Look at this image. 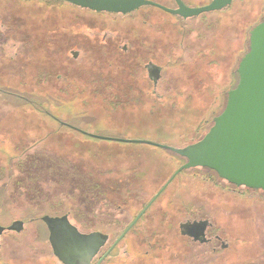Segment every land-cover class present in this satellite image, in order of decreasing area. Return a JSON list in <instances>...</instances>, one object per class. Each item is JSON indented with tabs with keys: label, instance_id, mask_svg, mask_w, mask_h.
Masks as SVG:
<instances>
[{
	"label": "rangeland",
	"instance_id": "obj_1",
	"mask_svg": "<svg viewBox=\"0 0 264 264\" xmlns=\"http://www.w3.org/2000/svg\"><path fill=\"white\" fill-rule=\"evenodd\" d=\"M155 1L174 5L171 0ZM210 1L185 3L198 7ZM74 15L88 24L110 19L105 12L58 0H0V87L12 92L0 93V224L25 221L23 232L6 231L1 237L0 257L10 264H61L54 257L43 222L30 221L44 211L72 206L71 218L77 209L76 220L82 223L88 215L97 221L105 211L108 216L100 219L110 225L120 215V202L146 203L182 162L181 156L150 144L85 137L68 129L56 133L58 124L50 115L73 118L85 131L107 137L176 148L198 141L224 109L228 91L238 83L237 68L248 51L250 32L264 19V0H234L227 9L183 21L180 29L175 15L155 6H144L132 16L108 23L133 38L131 51L120 55L125 87L121 104L120 93L108 89L75 92V79L83 86L92 85L83 78L90 70L82 62L75 67L65 51L54 45L58 37L54 30ZM199 49L208 53L197 54ZM98 57L91 71L103 65L115 69L109 63L116 64V54ZM149 57L165 68L157 95L139 93L136 89L147 82L129 77V71L140 70L139 62ZM58 75L66 78L61 84ZM129 168L142 172L141 185L136 186L140 190L120 188V170ZM208 173L206 169L183 170L154 202L149 215L158 219L160 210H166L173 220L199 209L236 239L231 248L236 253L221 255L220 264H264V194H249L238 187L229 190L216 175L215 183L205 179ZM91 184H104L105 189L100 194ZM100 200L108 206L102 208ZM113 229L116 236L120 234V224ZM127 240L133 245L131 237ZM157 243L171 257L172 246L182 249L183 242L171 232L158 237ZM107 264H120V260L114 254Z\"/></svg>",
	"mask_w": 264,
	"mask_h": 264
},
{
	"label": "flooded vegetation",
	"instance_id": "obj_2",
	"mask_svg": "<svg viewBox=\"0 0 264 264\" xmlns=\"http://www.w3.org/2000/svg\"><path fill=\"white\" fill-rule=\"evenodd\" d=\"M63 1V0H58ZM155 1V0H151ZM174 5H171L170 8H175L176 3L174 0ZM184 2H188V0H183ZM64 2V1H63ZM156 2V1H155ZM67 3V2H66ZM172 3V2H171ZM72 5V4H70ZM74 6V5H73ZM76 7V6H75ZM144 7V6H143ZM141 7V8H143ZM79 8V7H78ZM140 8V9H141ZM138 9V10H140ZM89 10V9H86ZM138 10L128 13L126 15L123 14H116V13H108L110 14V19L106 20L105 23H93L88 24L87 22H81L79 19L74 15L70 16L69 22L63 23L59 29H55V32H58V37L55 39L54 45L58 46V50L60 52L65 51L66 57L68 62L71 60L75 64V67L79 64L82 66L81 62L84 63V66H88L90 75H85L83 78L89 80V83L92 84L91 86H83L81 81L77 82L75 79V92L82 91V88L89 89L95 93H98L99 89H108L113 91V93H120V104L123 103V98L121 94H124V64H120V55H127L131 51L133 38L129 36H124L123 33L120 31V28L112 27L108 23L114 22V19L126 16H132L134 13L138 12ZM91 11V10H90ZM103 13V12H101ZM174 15V14H173ZM176 17V26L177 29H180L183 24V21L188 19H184L180 16L175 15ZM73 19L74 21H71ZM136 32L133 31V34ZM144 46V45H143ZM147 46V44L145 45ZM180 49L183 50L182 42L180 44ZM197 54L199 53H208L205 49L197 50ZM118 57L116 64L109 63V67L115 68L113 70H107L108 68L104 65L101 66L99 69L95 71L92 70L93 63L97 62L98 56L112 58L113 55ZM184 56H180L179 59H182ZM114 58V57H113ZM94 60V62H93ZM93 62V63H92ZM180 62V61H177ZM141 63L140 70H130L129 77L133 78L137 81H146L147 86L138 87L136 91L139 93H146L151 95H157V88L159 86L160 80L163 78L164 73V65L157 62L153 57L146 58V61L139 62ZM108 66V65H106ZM131 64H128V67H131ZM116 70V71H115ZM132 71V72H131ZM132 74V76H131ZM63 75H58L57 80H59L60 84L65 80ZM63 80V81H62ZM62 81V82H61ZM70 85V84H69ZM105 85V86H104ZM8 88L0 87V93L3 94H12V92ZM25 99V97H23ZM163 97H161L162 99ZM63 101V99L61 100ZM60 102V100H59ZM61 103H58V105ZM37 109V108H36ZM48 113V112H47ZM49 114V113H48ZM53 120L58 124L57 129L54 131L56 133H62L64 130H72L75 133L81 134L85 137H92L88 134H93L85 131L82 129L81 125L74 123L73 118L64 120L58 118L54 115H50ZM101 135V134H95ZM101 136H104L103 134ZM64 137H70V135H65ZM107 137V136H106ZM118 138V137H115ZM122 138V137H120ZM194 143V142H193ZM190 143V144H193ZM187 144L184 147L190 145ZM182 147V148H184ZM179 156V155H178ZM182 166L186 159L182 157ZM196 169H206L208 170V174L205 176V179L215 183V178L213 176L217 175L213 170L207 168H196ZM178 170V169H177ZM176 170V171H177ZM175 171V172H176ZM174 172V173H175ZM182 172V171H181ZM180 172V173H181ZM141 171H138L137 168H129L127 170H120V188L122 189L127 188L128 190H136L137 185L140 186L139 181L141 179ZM173 173V175H174ZM179 173V174H180ZM172 175V176H173ZM169 178V180L172 178ZM176 175L172 181L177 177ZM218 179H220L217 176ZM132 180V181H131ZM168 180V181H169ZM221 180V179H220ZM168 181L164 184V186L168 183ZM165 187V189L154 199V197L161 191L160 190L154 194L146 203L144 204H136L135 200H128L126 202H120L117 207H120V215L115 218L116 220H111L110 225H108V220L100 219L104 216L107 217L108 213L105 211L100 212L98 215L100 218L96 220H92L89 215L85 217L84 223L77 222V209L74 217L71 218V213L75 210H72V206L70 208H61L55 212H46L44 211L39 218H33L30 221L34 220H41L42 217L45 215L53 216V217H61L67 215L70 222L78 227V229L83 233H90V232H99L107 238V242L105 245L100 249L99 253L96 257L92 260L91 264H96L105 254L109 251L111 245L114 241L121 236L128 227L134 222V220L139 216V214L143 211L144 213L139 217V219L134 223V225L129 228L126 232L124 237L120 240V242L112 249V251L102 260L101 264H107L108 260L115 254L116 258L120 260V264H141V261H145L146 264H152L155 262L156 264H208L209 262H205L208 260H212V264H220L221 255H233L235 254V250L232 251V242L235 243L236 239H232L231 236L227 235L225 231L221 229V226L214 222L210 218H206L201 210H197V212H192V215H185L181 216V214L175 218L171 219V215L169 211L160 210L162 214L156 219L152 215H149L151 209L154 205V202L163 195V192L169 187L171 182ZM223 181V180H222ZM225 182V181H224ZM137 183V184H136ZM226 187L229 190L237 188L236 186L229 184L227 182ZM92 185L94 190H98V193H102L105 189L104 184H98L97 186ZM218 185V184H217ZM216 185V186H217ZM91 188V189H92ZM243 188V187H239ZM121 189V190H122ZM246 193L251 194L253 191H257L263 193L260 190H251L244 188ZM140 190V187L137 189ZM256 192V193H257ZM99 202V200H98ZM106 200H100L101 207H107L105 205ZM134 203V204H132ZM170 206V205H169ZM129 207H133L129 210ZM139 208V209H138ZM138 209L136 214H133V210ZM166 212V214H165ZM97 213V211H96ZM164 213V214H163ZM80 214V213H79ZM80 216V215H79ZM95 217H97L95 215ZM104 217V218H106ZM251 227L254 228L253 216L251 215ZM21 220V219H16ZM13 220L10 225L16 221ZM23 221V220H21ZM43 222V221H42ZM24 228L25 229V221ZM44 227L48 231V227L43 222ZM87 224V225H86ZM92 224H95L92 226ZM120 224V234L115 235L114 226H118ZM9 226V225H8ZM86 226V227H83ZM20 231H9L14 233H21ZM4 231L3 234L0 236V250L2 247L1 237L6 232ZM175 233V235H179L182 240L181 247L182 249H177L176 247L170 251L171 257H166L165 255V248L160 246L157 243L158 237H163L168 235L169 233ZM115 240L110 243V239L114 238ZM131 237L134 240L133 245L128 243L127 238ZM48 238H49V231H48ZM233 240V241H231ZM167 249H171L170 247H166ZM115 252V253H114ZM55 257V256H54ZM56 258V257H55ZM58 260V259H57ZM10 260H3L0 257V264H10ZM58 262H60L58 260ZM191 262V263H189ZM61 263V262H60ZM21 264H28L27 262H21ZM62 264V263H61Z\"/></svg>",
	"mask_w": 264,
	"mask_h": 264
},
{
	"label": "water",
	"instance_id": "obj_3",
	"mask_svg": "<svg viewBox=\"0 0 264 264\" xmlns=\"http://www.w3.org/2000/svg\"><path fill=\"white\" fill-rule=\"evenodd\" d=\"M76 7L94 12H108L126 15L143 6H155L184 19L197 17L202 13L229 8L234 0H211L210 3L191 7L183 0H174L170 8L151 0H63ZM237 85L228 91L224 109L213 118V124L198 141L184 148L141 139H126L88 134L103 140L123 143H145L171 151L186 159L168 183L154 197L165 189L172 179L183 170L207 168L217 176L236 187L264 192V19L250 32L248 51L237 68ZM143 210L128 229L111 245L102 260L120 242ZM42 221L49 231V242L54 256L62 264H91L107 238L99 232L83 233L72 224L67 215L44 216ZM24 223L14 221L9 226L0 224V236L4 231H22Z\"/></svg>",
	"mask_w": 264,
	"mask_h": 264
},
{
	"label": "trees",
	"instance_id": "obj_4",
	"mask_svg": "<svg viewBox=\"0 0 264 264\" xmlns=\"http://www.w3.org/2000/svg\"><path fill=\"white\" fill-rule=\"evenodd\" d=\"M237 74V73H236ZM238 79H239V76H238ZM217 176V175H216Z\"/></svg>",
	"mask_w": 264,
	"mask_h": 264
}]
</instances>
